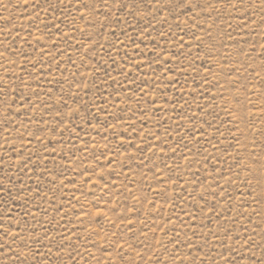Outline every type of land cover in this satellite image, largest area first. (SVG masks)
<instances>
[{"label": "rangeland", "instance_id": "obj_1", "mask_svg": "<svg viewBox=\"0 0 264 264\" xmlns=\"http://www.w3.org/2000/svg\"><path fill=\"white\" fill-rule=\"evenodd\" d=\"M0 264H264V0H0Z\"/></svg>", "mask_w": 264, "mask_h": 264}]
</instances>
